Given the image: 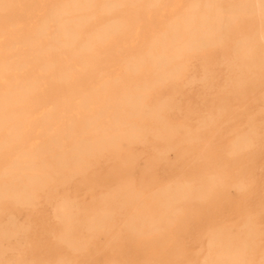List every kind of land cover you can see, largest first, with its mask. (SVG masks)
I'll list each match as a JSON object with an SVG mask.
<instances>
[{
    "label": "rangeland",
    "instance_id": "obj_1",
    "mask_svg": "<svg viewBox=\"0 0 264 264\" xmlns=\"http://www.w3.org/2000/svg\"><path fill=\"white\" fill-rule=\"evenodd\" d=\"M0 96V264H264L260 4L0 0Z\"/></svg>",
    "mask_w": 264,
    "mask_h": 264
},
{
    "label": "bare ground",
    "instance_id": "obj_2",
    "mask_svg": "<svg viewBox=\"0 0 264 264\" xmlns=\"http://www.w3.org/2000/svg\"><path fill=\"white\" fill-rule=\"evenodd\" d=\"M165 1V0H164ZM248 2H254L255 4H260L264 8V0H247ZM228 2V1H227ZM231 2V1H230ZM60 3V2H59ZM163 4V3H162ZM230 4V3H229ZM232 4V3H231ZM226 5V4H225ZM228 10H222L218 12V14L215 16L216 23L219 24L222 20L228 18V15L226 14ZM174 17V16H173ZM189 26V25H188ZM187 26V27H188ZM203 26V27H202ZM211 26V25H210ZM210 26H204L201 24L197 28H193L190 30V34L192 37H195V35H207L208 29L207 27ZM179 26H176L174 28L173 34L176 35L178 31ZM198 33V34H197ZM261 33V32H260ZM262 38V37H261ZM190 40H195L191 38ZM109 42V41H107ZM243 53H247L245 48L242 49ZM95 52V51H94ZM244 57H247L246 54H244ZM28 58V57H27ZM106 61L105 59H103ZM102 62V61H101ZM103 65V64H102ZM10 66V65H9ZM40 70V69H39ZM108 73V72H107ZM1 97V96H0ZM45 108V107H44ZM41 129V128H40ZM241 145V144H240ZM120 202V201H119ZM69 244V243H68ZM240 259L239 253L236 251H233L232 249L225 248L223 251L215 253L213 255H208L207 260L205 261V264H221L223 261L232 262V263H238Z\"/></svg>",
    "mask_w": 264,
    "mask_h": 264
}]
</instances>
